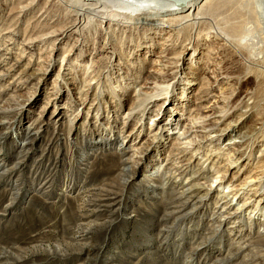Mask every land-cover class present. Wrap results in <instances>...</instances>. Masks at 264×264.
<instances>
[{
  "label": "rangeland",
  "instance_id": "rangeland-1",
  "mask_svg": "<svg viewBox=\"0 0 264 264\" xmlns=\"http://www.w3.org/2000/svg\"><path fill=\"white\" fill-rule=\"evenodd\" d=\"M28 1L30 0H0V73L3 74L0 77V106L9 104L12 107V110H7L6 114H0V121H6L0 126V174L6 170H13L19 162L24 164L19 170L11 171L10 175L4 176L0 181V253L10 251L12 255L19 257L21 249L40 250V248L61 245L64 250L68 244L66 249L68 253L84 250L63 258L59 257V254L49 256L43 252L36 255L31 253L26 257L28 261L16 264H216L214 262L216 258L224 259L229 256L230 251L237 252L231 249L234 246L233 241L240 240L239 235L242 234V238L256 236L264 225V216L260 218L262 220L255 229L247 230L249 229L247 222L250 218L253 220L251 209V212L249 211L246 215V223L245 220L242 223L247 226L236 225L237 218L232 221L230 218H225L218 223L212 214L218 203V195L228 190L233 175H230L222 186L207 197L209 199L205 201L206 204L191 205L183 212L171 215V212L176 210L175 206L184 205L185 200L182 198L174 200L176 196L171 191V187L174 188L175 183L170 182L167 185L164 164L176 140V133L187 122L195 106L197 90L205 81L202 77L208 78L212 75V70L198 74L197 83L189 92L187 86L183 87V81H180L182 67H180L179 60L186 54H183V50H179L177 46L173 47L169 52L170 70L165 76L157 77L156 80L163 94L171 92L177 80L181 83L177 86V91L178 97L185 96L184 102L181 104L178 103L179 101L173 102L168 106V108L178 107L183 111L179 126L174 129L169 138L168 136L163 137L165 141L163 146L159 142L162 138L159 128L166 127L164 123L174 117L171 109L164 112L168 103H164L166 100L163 99L151 106L149 117L144 120L147 130L152 123H150L151 119L162 118L152 133L155 135L148 139L149 131L144 133L141 128L139 138L135 136L129 139V133L142 117L140 115L138 119L133 117L132 121L126 123L125 114L128 107L136 102V89L147 78L154 80L149 75V70L154 66L153 62L164 47L167 34L154 37V34H150L153 27L146 23L128 27L115 26L116 29L110 31L105 24L96 22L92 25L91 31L85 35L79 36L77 35L79 33H71L68 38L56 43L52 38L46 42H37L35 39L46 34L50 30L49 27L61 29L70 25L75 17L60 3H54L50 16L46 20L39 18L43 7L46 8L49 4L44 0H40L35 8H28L24 13L25 16H18V8ZM71 4L75 6L74 3ZM205 27L209 28V24ZM87 30L90 29H85ZM109 32L110 34H107ZM183 35L187 39H192L196 37V31L190 27L183 31ZM146 37L149 38L146 39ZM189 42L192 43V41ZM141 46L144 49H141ZM213 46L210 43L202 50L204 66ZM188 57L186 56V62L189 60ZM223 59H227L229 72L236 79L233 80L232 86L225 84L222 88L227 95H231L234 91L237 92L235 102L239 101L237 103L243 105L249 98L256 97L261 90H264V76H261L254 68H249L240 61L241 59L237 60L231 52H224ZM246 72H250L251 76L241 85H236L235 81ZM90 74H93V80H90ZM89 82L94 84L89 85ZM248 93L250 95H247ZM189 97H191L190 101ZM106 110H109V113ZM215 111L216 109H213L210 113ZM248 124L249 120L244 124V128ZM30 128H34V132H40V137L34 146L24 145ZM234 136L235 133L221 136L210 147V152L218 151L219 147H223ZM124 137L126 141L122 143ZM83 139L88 141L84 145L87 152L85 157L90 167L91 165L94 167L96 163L93 169V181L91 184L87 183L88 189L103 185L110 179L116 181L117 177L122 176L118 174L124 166L132 170L130 183L123 190L124 193L123 191L117 192L121 196L111 202H117L114 207L106 209L104 215H95L87 221H99L100 223L112 221L113 225L110 228L96 229L85 240L67 239L62 229L60 233H56V236L44 239L42 234L45 230L40 226L38 216L34 221H32L34 218L21 220V215L24 216L26 209L31 205L34 212L41 210L39 206L41 200L35 195L43 192L38 191L41 184H33L37 167L43 162L48 167L51 152L55 154L54 162L60 160L61 164L64 157L60 159L59 156L61 153L65 155L66 143L68 142L67 147L71 151H75V145L78 146ZM261 140L256 143L253 161L264 146V139ZM111 141L114 142L113 145H109ZM144 142L149 144L144 146L143 156L131 159L128 150L134 146L140 147ZM57 146H59L58 150ZM210 152L206 151L204 155L202 153L192 164L193 170L201 169L206 163L209 168L204 178L198 181L199 183H204L207 177H211L212 167L217 169L227 162L226 158L233 154V149L225 150L220 161L214 164L206 161L207 154L209 155ZM233 155L240 157L238 153ZM188 158H191V155ZM124 159H129V161L122 164ZM72 160L70 157L66 164L73 163ZM131 161L134 163L129 164ZM78 167L80 166L76 164L71 168L68 165L64 170L69 171L74 168L77 173ZM226 168L219 169L225 170ZM251 168L250 166L249 169ZM59 169L63 171L61 167ZM191 175L192 172L185 175L183 182L186 183ZM66 177L67 174L56 185L54 189L56 195L52 202L59 200L63 194L78 198L77 196L82 192L80 189L86 184L84 179L78 181L76 189L68 190L70 183ZM73 177L75 178L76 175ZM22 178L25 179L22 184L29 187L25 191L21 189L18 182V180L22 181ZM243 178L244 176L239 177L236 183L243 181ZM13 186H19L20 194L17 204L8 210L14 198ZM251 198L256 199L254 205L260 199L258 194L255 196L253 193L246 192L238 200L234 210ZM80 204L81 201L75 203L70 201L69 216H72L70 218H72L71 224L73 225L80 223L74 217L75 205L82 208L83 202ZM33 211L31 215L35 216ZM191 211L193 212L187 215V212ZM240 220L243 222L242 219ZM217 224L220 226L215 227ZM140 225L150 227L149 232L137 234ZM234 225L236 226L232 227ZM163 228L175 231L172 244L181 247L186 245L178 261L168 255L172 246L165 250L164 245L168 242L169 235L162 231ZM63 237L67 239L66 242L63 241ZM143 237H145L144 242H142ZM121 244L124 245L123 250L126 254H122V258L115 257L120 253ZM83 245L94 249H85L81 247ZM262 247L261 254L264 255V243ZM197 248L202 249L197 250ZM252 256L253 252L246 250L236 255L235 258L229 259L230 263L227 264H264V256L261 259Z\"/></svg>",
  "mask_w": 264,
  "mask_h": 264
},
{
  "label": "bare ground",
  "instance_id": "bare-ground-1",
  "mask_svg": "<svg viewBox=\"0 0 264 264\" xmlns=\"http://www.w3.org/2000/svg\"><path fill=\"white\" fill-rule=\"evenodd\" d=\"M39 1L40 0H30L23 6H20L17 15L23 16L28 8L32 9L38 6ZM44 2H48L49 4L46 8L45 6L43 7V10L39 13V18L46 20L47 17L50 16L51 8L54 3H60V5L68 12H71L75 18L70 25L64 26L61 29L49 27L50 30L48 29L49 31L46 34L35 39L37 42H46V40L52 38L55 40L54 43H56L68 38L71 33H79L77 34L79 36L85 35L91 31L92 25L96 22L105 24L110 31H114L116 29L114 28L115 26L120 27L125 25V27H128L130 25L146 23L153 27L150 30V34H154V37L156 35L158 37V35L167 34L166 43H164L163 49L153 62L154 66L149 70V75L152 76L154 80L147 78L145 82L136 89L135 99L136 102L140 103L137 104L134 102L128 107L127 113L125 114V118L127 119L126 123L132 121L133 117L137 119L139 115L142 117L137 126L129 133V139L135 136L139 138L141 131H144V133L149 131V137L147 136L148 139L155 135V133H152L162 118L159 120L156 117L151 119L150 123H152L147 130L144 120L149 117L151 106L163 99L166 100L164 103H168L164 112L171 109V112L174 113V117L170 121H168V119L164 123L166 127L159 128L162 133V138H160L159 142L164 146L165 141L163 137L168 136L169 138L174 129L179 126L183 111L179 110L178 107L168 108V106L172 105L173 102L179 101V104L184 102L185 96L178 97L177 91V86L179 84L181 85V83L177 80V82H175L177 85L175 84L174 87L173 84L172 91L163 94L161 86L156 80L157 77L165 76L170 70L171 57H169V52L173 47L177 46L179 50H183V54H186L185 57L183 56L179 60V63H181L180 67H182L180 70V72H182L180 81H183V87L187 86L189 92H191L196 85L198 74L212 70V75L208 78L202 77L205 81L197 90L194 101L195 106L192 108L191 115L187 119V122L181 127V130L176 133V140L169 150L164 164L166 170L164 176H167V185H169L170 182L172 184L175 183L174 188L171 187V191L174 192L176 196L174 200H179L180 198L185 200L184 205L179 204L175 206L176 210L171 212V215L183 212L184 209L191 205L199 204L201 206L202 204H206L209 199L207 197H210L214 190L222 186L230 175H233L228 190L218 195V203L215 205V211L212 214L218 223L222 222L225 218H230L231 221L237 218L238 221L235 222L236 225H244L242 223H244L247 213L252 210L253 216L251 217H253V220L250 218L249 222H247L249 226L247 230L251 231L255 229L262 220L260 218L264 216V146L259 151L255 161H253V152L256 148V143L264 139V90H261L256 97L249 98L243 105L237 103L239 101L235 102L237 99V92L234 91L231 95H227V93L223 91L222 85L223 87L225 84L232 86L233 80L236 78L229 72L228 65L226 64L227 59H223V53L231 52L237 60L241 59L240 61L242 63L246 64L249 68H254L261 76H264V0H191L181 4L170 0H44ZM71 3H74L75 6H72ZM207 24H209V28L205 27ZM112 25L114 26L112 27ZM190 27H193V30L196 31V37L187 39L183 35V31ZM85 29L90 30L85 31ZM107 34H110V32ZM148 38L149 37H146V39ZM189 41H192V43ZM210 43L214 45V48L211 47L207 60L205 59L206 64L204 66V61H202V50ZM151 47L150 45V48ZM141 49L144 48L141 46ZM186 56H189L187 62ZM177 65L178 63L176 66ZM170 73L172 74V71H170ZM90 75V80H93V74ZM1 76H3L2 73H0V77ZM250 76V72H246L235 81V84L241 85V83ZM93 84V82H89V85ZM69 91L70 93L73 92L71 89ZM247 95L250 94L248 93ZM190 98L191 97L188 98L189 101ZM242 99L244 100L243 97ZM213 109H216V111L210 113ZM7 110H12L11 105L7 104L6 106H0V114H6ZM106 111L109 113V110ZM248 120L249 124L244 128V124ZM155 121H158V123H155ZM5 123L6 121H0V126ZM247 127L250 128L248 129ZM76 128L78 129V127ZM141 128L142 130L140 131L139 129ZM39 133V131L34 132V128H30L26 138L27 141L24 145L29 144L30 146H34L37 143L38 137H40ZM232 133H235V136L224 144L223 147H219L218 151L210 152V147L215 144L221 136L233 135ZM112 141L109 145L114 144ZM125 141L126 138H122L121 142L124 143ZM87 142V139H83L79 142L78 146L75 145V151H71L69 147H67V142L64 147L66 150L65 155L61 153L59 156L60 159L64 157V161L61 164L60 160L54 162L55 154L51 152L48 167L44 162L37 167L36 178L33 179V184H41L38 191L43 192L41 194H35L41 200V204H39L41 212H34L31 209V205L30 208L26 209L24 216L21 215V220L23 219L24 221L34 218L32 220L34 221L36 216H38L37 220L41 224L40 226L45 230L42 234L44 239H47L49 236L50 238L56 236V233H60L62 229L67 239L85 240L86 237L93 234L96 229H107L113 225L112 221L104 223H100L99 221H87L95 215H104L106 209L112 208L117 204V202H111L116 201L115 198L121 196V194L117 193L118 191H123L129 185L131 179L130 172L132 170L124 166L118 174L119 176L122 175L120 177L121 179L118 177L116 181H111L110 179L109 181H105L103 185L88 189L89 186L87 183L89 182V184H91L93 181V169L96 163H94V167H92V165L90 167L85 157L87 154L85 151ZM104 143H106L105 140ZM147 144L149 143L144 142L140 147L134 146L130 148L128 153L131 155V159L141 158L143 156L144 146ZM225 146L228 147L225 148ZM58 148L59 146H57V150ZM229 149H233V154L238 153L240 157H235L233 154L228 155L226 158L228 161L219 166V168L227 167L225 170H220L219 168L213 169L212 167L211 177H207L204 183H199L198 181L204 178L209 168L206 163L201 169L193 170L192 164L194 160L198 159L202 153L204 155L206 151H209L210 154H207L208 158L206 161L214 164L219 162L223 152ZM189 155H191V158H188ZM70 157L73 159V163L66 164V161H68ZM128 161L129 159H124L122 164ZM132 161L129 162V164H133L134 162ZM22 164V162H19L13 170L2 172L0 174V181L4 176L10 175L11 171L16 169L19 170V168L24 165ZM59 164L60 166H58ZM75 164L81 167L77 168V173L74 168L69 169V171L64 170L65 166L69 165L71 168L74 167ZM250 166L252 167L251 169H249ZM59 167H61L63 171H61ZM191 172L192 175L187 182L184 183V176ZM66 174V180L70 183L67 187L68 190L70 188H72V190L76 189L78 181L82 179H84L86 184L81 187L80 191L82 190V192L77 196L78 198H71L63 194L60 196L59 200L52 202L56 195L54 189ZM74 175H76L75 178L73 177ZM241 176H244L243 181L236 183L237 179ZM24 180L25 179L22 178V181L18 180V182L20 183L21 189L25 191L29 187L22 184ZM12 190L14 198L8 206V210L17 204V199L20 194L19 186H13ZM246 192L253 193L255 196L258 194V197H260L259 202L254 205L256 199L251 198L244 201L243 204L234 210L238 200H240ZM122 197L124 198L125 196L122 194ZM70 201L74 203L81 201V204L83 202L82 208L75 205L74 217L80 222L77 225L71 224L72 218L70 217L72 216H69V212L71 211H69ZM107 203L111 204L107 205ZM32 211L35 216L31 215ZM192 212L193 211L187 212V215ZM240 219H242L243 222ZM219 226L220 225L217 224L215 227ZM149 230L150 227L140 225L137 229V234L140 232L142 234H144V232L148 233ZM162 231L167 232L169 235V240L167 243L165 242L164 245L166 247L165 250H167L169 246H172L168 255L175 261L180 260L182 251L185 250L186 245L181 247L171 243L175 231H172L170 228H163ZM217 231L218 228L216 232ZM145 237H143V239L141 238L142 242H144ZM62 239L65 242L67 240L64 237ZM238 239L240 240L233 241L234 246L231 249H235L237 252L230 251L229 253V251H227L229 256L224 259L219 257L216 258L214 261L216 264H227L229 259L235 258L236 255L246 250H251L253 252L252 257L254 258L260 257L261 259V257L264 256L261 254L263 252L262 244L264 243V225L256 236L242 238L241 234L238 236ZM67 246L68 244L64 250L61 245L50 248H40V250L21 249L22 251H19V257L12 255L10 251H3L0 253V264L25 262V260H27L26 257L31 253L36 255L37 253L43 252L47 253L49 256L59 254L58 256L63 258L77 251L81 252L84 250L81 249L73 251V253H68L66 251L68 248ZM81 247L90 250L94 249L86 245ZM123 247L124 245L121 244L119 247L120 253L119 255L114 254L115 257L122 258V254H126ZM200 249L202 248H197V250ZM245 260L248 261L247 259Z\"/></svg>",
  "mask_w": 264,
  "mask_h": 264
},
{
  "label": "water",
  "instance_id": "water-1",
  "mask_svg": "<svg viewBox=\"0 0 264 264\" xmlns=\"http://www.w3.org/2000/svg\"><path fill=\"white\" fill-rule=\"evenodd\" d=\"M170 1H174V2L181 4V3H186V2L191 1V0H170Z\"/></svg>",
  "mask_w": 264,
  "mask_h": 264
}]
</instances>
